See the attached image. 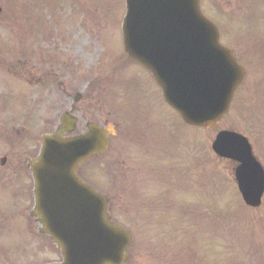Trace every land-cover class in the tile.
I'll use <instances>...</instances> for the list:
<instances>
[{"label": "rangeland", "instance_id": "rangeland-1", "mask_svg": "<svg viewBox=\"0 0 264 264\" xmlns=\"http://www.w3.org/2000/svg\"><path fill=\"white\" fill-rule=\"evenodd\" d=\"M252 1L202 4L219 23L222 43L236 48L247 69L218 130H241L264 165V1L255 0L256 7ZM0 6V157L8 156L0 164L3 182H19L14 170L22 162L11 156L10 145L14 126H31L28 133L37 138L75 105L79 132L88 121L117 128L109 152L86 163L81 175L110 195L116 220L133 233L127 264H204L199 250L207 264H264V202L259 209L244 207L233 165L210 151L217 130L176 122L149 72L125 61V0H1ZM238 36L244 43L234 40ZM196 136L203 144L197 167ZM26 146L35 149V143ZM6 188L12 193L5 201L0 194L2 213L16 210L11 198L18 187ZM0 238L9 241L5 231ZM50 256L44 251L42 257Z\"/></svg>", "mask_w": 264, "mask_h": 264}, {"label": "water", "instance_id": "water-1", "mask_svg": "<svg viewBox=\"0 0 264 264\" xmlns=\"http://www.w3.org/2000/svg\"><path fill=\"white\" fill-rule=\"evenodd\" d=\"M128 1L130 11L124 31L130 56L153 71L166 98L181 109L187 122L204 126L219 122L229 109L243 73L231 53L219 46L217 30L201 16L199 0ZM183 70L187 85L179 90ZM178 92L197 98L201 110L183 101ZM109 133L110 130L91 126L90 133L81 137L63 140L46 136L39 163L31 164L37 183L36 213L45 233L62 248L63 264H124L127 260L132 244L130 234L109 222L107 200L75 174L79 165L107 150ZM233 144L238 147L237 152L232 150ZM246 146L241 155L243 143L230 137L227 153L223 155L242 162L244 174L237 173L240 188L247 201L257 205L264 189V170L255 163L251 148ZM65 187L84 190L90 198L87 203L86 197L79 193L70 195L80 199L79 222H63L70 217L66 215V200L55 198L64 194Z\"/></svg>", "mask_w": 264, "mask_h": 264}, {"label": "flooded vegetation", "instance_id": "flooded-vegetation-1", "mask_svg": "<svg viewBox=\"0 0 264 264\" xmlns=\"http://www.w3.org/2000/svg\"><path fill=\"white\" fill-rule=\"evenodd\" d=\"M30 240L34 246L28 247V243L26 242L25 248L18 250V255L13 260L7 256L0 264H33V258L37 261L42 255L43 245L40 241H36L35 235L31 236Z\"/></svg>", "mask_w": 264, "mask_h": 264}]
</instances>
